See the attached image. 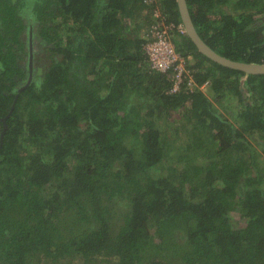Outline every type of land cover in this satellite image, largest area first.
Wrapping results in <instances>:
<instances>
[{"label": "trees", "instance_id": "trees-1", "mask_svg": "<svg viewBox=\"0 0 264 264\" xmlns=\"http://www.w3.org/2000/svg\"><path fill=\"white\" fill-rule=\"evenodd\" d=\"M185 2L264 64V0ZM179 25L176 0H0V264H264V75ZM164 29L193 90L149 66Z\"/></svg>", "mask_w": 264, "mask_h": 264}, {"label": "built area", "instance_id": "built-area-1", "mask_svg": "<svg viewBox=\"0 0 264 264\" xmlns=\"http://www.w3.org/2000/svg\"><path fill=\"white\" fill-rule=\"evenodd\" d=\"M183 29V26L179 25L175 31L178 34H183ZM145 52L151 69L163 74L172 73L171 93L178 92L184 83L189 90L196 88L193 79L188 76L184 58L176 52L166 29L156 37L154 42L146 46ZM205 87L206 84L199 87V89L203 90Z\"/></svg>", "mask_w": 264, "mask_h": 264}, {"label": "water", "instance_id": "water-1", "mask_svg": "<svg viewBox=\"0 0 264 264\" xmlns=\"http://www.w3.org/2000/svg\"><path fill=\"white\" fill-rule=\"evenodd\" d=\"M176 2H177V7L180 14L182 26L184 27L186 35L189 38V40L194 44V46L196 47L197 51L200 54H202L210 61L222 67H226L232 70H237L247 75H264V64L256 65V64L234 62L220 56L219 54L215 53L212 49H210L198 36L194 28V25L192 23L190 14L188 12L185 0H176ZM13 105L11 106V108H13ZM3 127L4 129L0 135V145L2 143V138L6 130L5 120L3 121Z\"/></svg>", "mask_w": 264, "mask_h": 264}, {"label": "rangeland", "instance_id": "rangeland-1", "mask_svg": "<svg viewBox=\"0 0 264 264\" xmlns=\"http://www.w3.org/2000/svg\"><path fill=\"white\" fill-rule=\"evenodd\" d=\"M39 46V44H38V42H37V40L35 39L34 41H33V52L35 53V56H34V64H35V66H36V69L39 67L40 68V70L39 71H41L47 64H48V62H49V59H48V57L47 56H45V54L44 53H38V54H36L39 50H40V48L38 47ZM36 51V52H35ZM41 51V50H40ZM47 57V58H46ZM34 66V65H33ZM206 88V87H205ZM205 88L202 90V89H200L202 92H204L205 91ZM176 122H175V125H179V123L181 122V119H179V117L177 116L176 117ZM180 120V121H179ZM173 127H174V125H173ZM255 145H254V147H256L258 150H259V152L260 151H262V142L261 141H258V142H256V143H254ZM257 145H259L260 147H258ZM263 155V154H262ZM232 215V219L234 220V222H237V223H242L243 224V222L239 219V216L236 214V213H232L231 214Z\"/></svg>", "mask_w": 264, "mask_h": 264}, {"label": "clouds", "instance_id": "clouds-1", "mask_svg": "<svg viewBox=\"0 0 264 264\" xmlns=\"http://www.w3.org/2000/svg\"><path fill=\"white\" fill-rule=\"evenodd\" d=\"M184 28V27H183ZM185 60V59H184Z\"/></svg>", "mask_w": 264, "mask_h": 264}]
</instances>
